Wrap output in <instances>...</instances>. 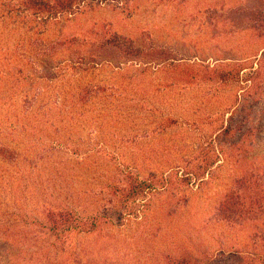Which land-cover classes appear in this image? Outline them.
Instances as JSON below:
<instances>
[{
	"label": "rangeland",
	"instance_id": "374dc122",
	"mask_svg": "<svg viewBox=\"0 0 264 264\" xmlns=\"http://www.w3.org/2000/svg\"><path fill=\"white\" fill-rule=\"evenodd\" d=\"M22 2L0 0V264H166L183 248H239L257 225L211 227L236 178L230 158L202 182L183 177L230 115L246 164L264 168V73L252 75L264 0L89 2L46 20ZM112 35L142 58L106 49ZM200 65L245 69L228 84L184 81ZM133 180L156 189L121 197Z\"/></svg>",
	"mask_w": 264,
	"mask_h": 264
},
{
	"label": "trees",
	"instance_id": "16d2710c",
	"mask_svg": "<svg viewBox=\"0 0 264 264\" xmlns=\"http://www.w3.org/2000/svg\"><path fill=\"white\" fill-rule=\"evenodd\" d=\"M107 1L111 0H23L21 8L24 12L46 20L71 14L77 5L83 3ZM252 14L255 21H257L259 36L263 38L264 8L256 9ZM108 46L111 50L117 49L127 57H131V59H141L144 52L141 48L134 46L131 41L117 35L107 38L104 47L110 50ZM257 63L256 68L252 70V73L257 70L252 74L254 77L261 75V71L264 73V50L260 53ZM176 67L180 69L179 65ZM244 69L232 71L221 66L200 65L197 67L198 72L183 68L179 73L183 74L187 79L184 78V81L189 83L195 79H206L228 84L235 80L234 78H238L239 72ZM233 118L232 115L228 116L227 124L219 129L214 140H212L214 143V145L211 144L212 152H205L204 156L199 157V160H195L198 163L195 164L197 166L192 168L191 173L185 174L183 181L190 182L194 179L202 182L204 177L208 175L207 171L210 167L214 163L220 162V158L228 156L231 167L236 171V178L230 188L223 192L220 199L215 201L214 219L211 220V227L217 228L219 226L226 230L241 228L243 230L246 226V229H249L251 224H255L257 225L256 229L244 238V242L238 245L239 248L234 247V238L224 240L219 244V248L214 251L209 250V253H207V250L200 252L199 256L193 255V247L183 248V252L181 251L182 253L179 256H166V264H264V168H260L261 173L259 175V171H254L249 162L248 165L246 164V156L242 148L245 133H239L240 127ZM242 123L243 121H241ZM225 143L229 145L226 150L223 147ZM4 150V148H0V156L3 158L7 154ZM127 183L125 187H128V189L121 192V197L138 199L139 196H144L145 193L156 189L155 182H152V180L141 182L133 180L128 185ZM158 183L156 182V185H160L162 188L169 186L171 175H168V178L166 176L162 179V182ZM51 219V227L55 230L60 226V223H65L63 220L66 218L64 214H59L53 215Z\"/></svg>",
	"mask_w": 264,
	"mask_h": 264
}]
</instances>
